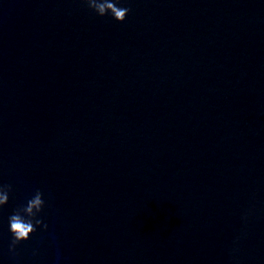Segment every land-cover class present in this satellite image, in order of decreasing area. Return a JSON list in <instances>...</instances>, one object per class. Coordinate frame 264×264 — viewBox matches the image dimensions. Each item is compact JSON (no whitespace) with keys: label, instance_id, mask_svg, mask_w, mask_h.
<instances>
[{"label":"water","instance_id":"obj_1","mask_svg":"<svg viewBox=\"0 0 264 264\" xmlns=\"http://www.w3.org/2000/svg\"><path fill=\"white\" fill-rule=\"evenodd\" d=\"M118 7L0 0V264H264V0Z\"/></svg>","mask_w":264,"mask_h":264},{"label":"clouds","instance_id":"obj_2","mask_svg":"<svg viewBox=\"0 0 264 264\" xmlns=\"http://www.w3.org/2000/svg\"><path fill=\"white\" fill-rule=\"evenodd\" d=\"M119 2L120 0H85L88 7L99 16L104 17L110 13L116 21L122 23L125 21L130 9L118 7ZM11 191L12 185L0 184V207L8 203ZM44 206L43 193L40 190H36L34 196L27 201L26 205L18 207L9 216L10 232L13 237L10 251H14L19 243L27 241L38 227L45 231L47 230L48 225L38 218Z\"/></svg>","mask_w":264,"mask_h":264}]
</instances>
